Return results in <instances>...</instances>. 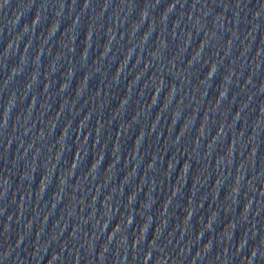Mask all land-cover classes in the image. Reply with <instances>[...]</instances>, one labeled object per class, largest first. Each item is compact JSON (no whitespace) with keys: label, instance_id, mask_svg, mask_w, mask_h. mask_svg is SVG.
I'll use <instances>...</instances> for the list:
<instances>
[{"label":"water","instance_id":"obj_1","mask_svg":"<svg viewBox=\"0 0 264 264\" xmlns=\"http://www.w3.org/2000/svg\"><path fill=\"white\" fill-rule=\"evenodd\" d=\"M0 264H264V0H0Z\"/></svg>","mask_w":264,"mask_h":264}]
</instances>
